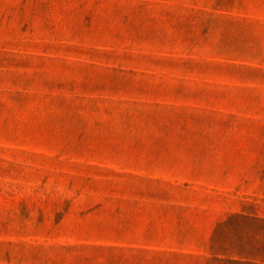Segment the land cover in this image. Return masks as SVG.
<instances>
[{
    "label": "rangeland",
    "instance_id": "1",
    "mask_svg": "<svg viewBox=\"0 0 264 264\" xmlns=\"http://www.w3.org/2000/svg\"><path fill=\"white\" fill-rule=\"evenodd\" d=\"M240 214L264 0H0V264H229Z\"/></svg>",
    "mask_w": 264,
    "mask_h": 264
},
{
    "label": "trees",
    "instance_id": "2",
    "mask_svg": "<svg viewBox=\"0 0 264 264\" xmlns=\"http://www.w3.org/2000/svg\"><path fill=\"white\" fill-rule=\"evenodd\" d=\"M238 217L245 223L247 235L238 237L242 247L236 251L218 250L213 253L214 260L224 262L234 261H264V219L240 214ZM218 255L225 256L223 258ZM236 256L237 258H235Z\"/></svg>",
    "mask_w": 264,
    "mask_h": 264
},
{
    "label": "crops",
    "instance_id": "3",
    "mask_svg": "<svg viewBox=\"0 0 264 264\" xmlns=\"http://www.w3.org/2000/svg\"><path fill=\"white\" fill-rule=\"evenodd\" d=\"M253 214V213H251ZM255 215V214H253ZM257 216V215H255ZM260 217V216H258ZM229 264H264V261L258 260V261H234V262H228Z\"/></svg>",
    "mask_w": 264,
    "mask_h": 264
}]
</instances>
